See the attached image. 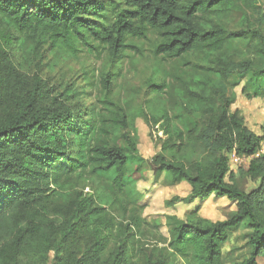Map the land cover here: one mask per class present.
<instances>
[{"label": "trees", "instance_id": "1", "mask_svg": "<svg viewBox=\"0 0 264 264\" xmlns=\"http://www.w3.org/2000/svg\"><path fill=\"white\" fill-rule=\"evenodd\" d=\"M121 1L124 7L109 22L102 16L105 0H0V264H227L223 246L245 222L253 235L249 255L239 264H259L264 255V125L258 135L232 104L238 77L248 72L264 76V32L248 17L241 29L211 21L239 0ZM150 30L159 39L154 55L211 56L208 65L185 61L209 80L176 77L182 105L199 115V127H181L169 109L155 110L145 101L143 109L150 113L144 111V118L163 134L162 152L153 157L156 175L164 174L167 184L184 182L191 188L165 205L214 196L237 206L222 221L193 210L168 236L157 220L143 217L142 205L126 197L129 156L139 154V114L113 99V74L100 75V102L108 115L97 122L78 97L55 92L40 73H27L17 61L29 40L36 54L42 44L74 41L96 50L95 41L107 48L113 64L126 49L139 52L129 38L147 39ZM246 39L251 57L235 60L229 45ZM166 86L152 84L159 93ZM114 136L127 148L115 144ZM233 153L250 158L239 173L259 181L255 189L239 186ZM64 159L71 164L68 172L54 171ZM112 170V191L99 193L93 185L85 191L88 175Z\"/></svg>", "mask_w": 264, "mask_h": 264}, {"label": "rangeland", "instance_id": "2", "mask_svg": "<svg viewBox=\"0 0 264 264\" xmlns=\"http://www.w3.org/2000/svg\"><path fill=\"white\" fill-rule=\"evenodd\" d=\"M105 6L102 16L112 22L116 11L124 7V4L121 0H105ZM243 17H248L251 26L260 28L264 32V0L236 1L231 10L219 12L210 19L213 23H223L230 29H241L247 26ZM158 40V35L152 30L148 32L147 39L130 37L129 43L137 46L139 52L126 49L113 64L109 60L107 48L95 41L96 50L88 49L81 42L74 41L61 42L54 46L50 43L42 44L36 54L31 52L33 44L29 40L26 46L17 52V61L27 73H40L55 92L63 91L67 95L73 94L74 97H78L83 109L92 114L97 122L108 115L100 102L102 98L100 75L104 71L113 74L115 77L113 99L126 107L129 112L139 114L136 119L139 154L129 156V173L125 178L126 197L134 204L142 205L143 217L147 220H157L161 224V232L168 236L172 227L187 220L190 211L197 210L204 218L222 221L232 216L236 206L226 198L219 199L214 196L206 201H196L193 208H189L191 206L188 203H177L171 207L165 205V201L176 195L187 196L191 188L187 183L167 184L164 174L156 175L153 157L162 152L159 137H163V134L158 133V126H153L148 118H144V111L147 115L150 113L149 109H143L146 107L145 101H151L155 110L169 109L173 122L181 127H199V115L188 113L182 105V87L176 77L209 80L206 74H201L202 72L187 66L185 61L208 65L211 56L192 54L178 59L157 56L153 54V48ZM229 51L238 61L251 57L250 40L232 42ZM232 80L236 81L237 78ZM238 80L239 84L233 88L236 99L232 109L241 110L246 125L255 133L261 134V126L264 125V76L248 72L238 77ZM162 82L167 85L165 90L156 92L152 84ZM112 141L118 146L127 148L120 137L114 136ZM231 160V167L236 168L244 167L249 163L246 160L237 161L232 156ZM70 165V162L64 159L55 164L54 171L67 173ZM87 177L90 180L86 181L89 185L85 191L91 192L92 185L97 192L103 194L107 192L106 189L113 190L112 182L115 177L113 170ZM243 178L239 177L242 184L245 183L242 182ZM252 235L253 231L248 227L247 222L230 232V238L223 246V255L227 264H239L248 257L250 248L247 243ZM258 262L264 264V255L258 258Z\"/></svg>", "mask_w": 264, "mask_h": 264}, {"label": "crops", "instance_id": "3", "mask_svg": "<svg viewBox=\"0 0 264 264\" xmlns=\"http://www.w3.org/2000/svg\"><path fill=\"white\" fill-rule=\"evenodd\" d=\"M262 132V131H261ZM258 135H261L260 133H257ZM240 160V162H243V161H248L249 162V158H239ZM238 161V160H237ZM248 165H249V163L246 165V166H244V168H247L248 167ZM232 169L234 170V172H235V178H236V181L238 182V184H239V186L242 188V189H244L245 191H251V190H253V189H255L256 187H257V185H258V183H259V181H255V180H252V179H250V178H248V177H244L243 178V180H242V182L243 181H245V183H240V181H239V177L241 176L240 174H239V166H238V168H236V167H233L232 166ZM238 170V171H237ZM240 175V176H239ZM241 177H243V176H241ZM184 183V182H183ZM224 198H226V197H223V198H219V199H224ZM227 199V198H226ZM196 201H198L199 202V200H196ZM196 201L195 202H193V203H190V206L191 207H189V208H193L192 206H194V205H196ZM233 203V202H232ZM233 205L234 206H236V204L235 203H233ZM236 209H237V206H236ZM190 210H192V209H190ZM236 210H234L233 211V213L235 212ZM191 212V211H190Z\"/></svg>", "mask_w": 264, "mask_h": 264}, {"label": "built area", "instance_id": "4", "mask_svg": "<svg viewBox=\"0 0 264 264\" xmlns=\"http://www.w3.org/2000/svg\"><path fill=\"white\" fill-rule=\"evenodd\" d=\"M262 152H264V143H263V145H262ZM235 160H238L239 158L236 156V154L235 153H233L232 155H231ZM231 156H230V159H231ZM232 161V160H231Z\"/></svg>", "mask_w": 264, "mask_h": 264}]
</instances>
